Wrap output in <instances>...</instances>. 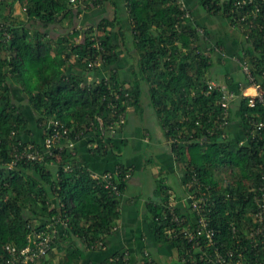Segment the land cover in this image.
Here are the masks:
<instances>
[{
  "label": "trees",
  "instance_id": "obj_1",
  "mask_svg": "<svg viewBox=\"0 0 264 264\" xmlns=\"http://www.w3.org/2000/svg\"><path fill=\"white\" fill-rule=\"evenodd\" d=\"M75 1L0 0V22L7 28L0 29V264H5L6 245L25 248L30 235L45 229L54 228L59 233L53 249L61 244L70 247L68 258L60 264H79L85 250L104 251L103 247H93L100 242L106 246L118 226L120 200L134 168L121 164L113 172L119 191L114 196L93 179L91 171L78 159L77 148L42 163L20 162L12 168L9 165L19 143L22 148L43 144L45 136L41 142L31 139L32 122L42 129L50 120L74 126V135L88 127L98 144L90 152L118 157L128 144L123 137L128 117L116 136L108 140L102 138L98 117L109 123L116 109L128 113L133 107L138 112L144 86L168 149L183 171L181 182L187 198L199 185L202 189L209 187L217 204L209 213V223L217 231L216 244L223 251L235 252L238 237L234 238L228 225L234 222L241 231L254 228V194L250 188L264 183V149L247 135L253 130L250 119L256 116V120H264V107L259 104L251 108L248 98L237 99L228 109V125L217 128L223 123L224 108L219 103L223 92L208 89L213 67L210 54L216 45H211L209 32L196 23L191 10V17H184L178 0H124L129 33L116 12L113 19L103 18L88 25L80 42L75 39L76 31L56 41L46 39L41 29L45 31L63 19L72 24L79 20L83 9H74ZM84 1H91L90 8H97L111 0ZM236 1L196 0L199 8L225 18L243 32L242 59L264 89V18L260 14L257 27H239L236 18L242 13L236 11ZM18 3L26 8L25 24L21 26L13 15ZM256 4L264 13V1L256 0ZM247 9L252 11L255 6L251 4ZM201 29L203 33L199 32ZM245 34L249 37L245 38ZM96 43L104 48L101 53ZM132 48L137 62L123 76L122 56L127 49L131 53ZM98 54H102L104 65L90 69L89 63ZM103 73L107 74V81L87 84L89 74L103 77ZM13 82L23 87L22 93H13L17 88ZM116 93L120 94L118 100ZM234 127L241 130L240 137L233 132ZM204 135L208 138L202 141ZM246 136L248 142L241 145ZM67 165L72 166L71 171L65 170ZM222 169L232 172L233 180L227 185L219 176ZM157 188L164 197L160 203H150L147 212L148 230L160 255L155 259L152 253L143 254L144 264H161V257L176 258V264H206L200 255H195L194 262L189 260L194 242H189L184 230L193 219V209L171 205L170 187L163 181ZM219 188L221 191H217ZM196 194L201 196L200 190ZM173 215L184 218V223L174 222ZM54 217L68 222L55 225ZM246 243L248 240L244 239L242 244ZM207 250L212 252L211 248ZM101 264H129V260L121 252Z\"/></svg>",
  "mask_w": 264,
  "mask_h": 264
},
{
  "label": "crops",
  "instance_id": "obj_2",
  "mask_svg": "<svg viewBox=\"0 0 264 264\" xmlns=\"http://www.w3.org/2000/svg\"><path fill=\"white\" fill-rule=\"evenodd\" d=\"M183 2L186 8L192 11L196 23L201 25L200 27L203 30L205 29L209 32L211 45H216L215 47H220L221 49L220 53L214 48L210 54L213 67L209 82H215L219 86L231 89L239 94L244 92L255 93V89L252 86H248L239 63L243 58V34L241 36L239 30L231 26L225 18L214 16L199 8L196 0H183ZM21 7L22 5L18 3L14 8L13 15L16 19L18 15H22ZM116 12L121 17L122 27L129 33L128 13L126 12L124 0H111L97 8L88 7L87 9H83L79 20H75L74 24L69 19H63L61 23L45 31L41 29V31L44 32L46 39H51L52 41H56L68 33L73 34L76 31L78 35L75 39L77 42H80L84 37V28L95 24L103 18L113 19ZM210 48L213 47L211 46ZM1 52L0 50V54L3 55V52ZM135 56L137 57V54ZM120 67L122 75L127 76V70L122 64ZM15 86L17 88H15L13 93H22L21 89L23 87L20 88L18 84H15ZM31 129L33 132L31 139L41 142L43 136H45L44 127L42 129L41 125L40 128L36 127L35 123L32 122ZM233 130L239 137L242 135L239 127L238 129L234 127ZM123 137L128 139V144L123 148L118 157L113 154H108L107 156L93 155L89 148V145H92L94 142L93 134L87 135L77 143L78 159L85 164L92 174H101L108 171L114 172L121 164L134 168V173L129 177L126 191L120 200V221L112 232V235L107 239V245L103 247L104 251L85 250L79 264H101L109 256L121 252L126 253L129 264H142L143 261L140 262L141 255L148 252L154 254L155 259H159L160 253L155 248V241L148 230L149 218L147 207L150 203H160L164 197L156 190L160 181H163V184L170 187L169 194H171V198L169 203L171 205L182 208L187 206L186 188L183 186L182 192H180V189L175 190L171 184L176 175L181 179L183 171L178 167L170 150L165 146H159L157 143L153 147H146L145 144H150L152 137L149 130L141 129L140 126L135 127L128 124ZM165 143L160 142L159 144L166 145L167 143ZM149 151L153 153L157 162L150 179L152 187L144 191L142 189L145 185L143 173L153 164V158L150 160L148 155ZM153 183H156V187H154ZM148 191H150L149 195H147ZM69 251L70 247L67 244L58 245L55 247L53 254L49 255L42 264H60L68 258Z\"/></svg>",
  "mask_w": 264,
  "mask_h": 264
},
{
  "label": "built area",
  "instance_id": "obj_3",
  "mask_svg": "<svg viewBox=\"0 0 264 264\" xmlns=\"http://www.w3.org/2000/svg\"><path fill=\"white\" fill-rule=\"evenodd\" d=\"M264 1V0H262ZM91 1H89L90 3ZM178 3L181 5L182 10L184 11V17H191L190 11L186 8L183 0H178ZM86 5L84 0H76L73 8L78 9ZM255 6V9L250 11L247 9L249 5ZM236 11H240L241 16L237 17V23L239 27L244 25H249L250 27H257V19L262 14L264 18V13H261V8L256 4V0H237L234 4ZM23 10H26L24 8ZM80 16V15H79ZM252 18V21L249 20ZM5 28L0 22V29ZM237 28V27H235ZM84 28V30H86ZM238 29V28H237ZM200 33H203V30H199ZM243 34V32L240 30ZM7 37H10L8 32H5ZM249 35L245 34V38H248ZM95 47L101 53L103 47L100 43H96ZM217 52H220V47H214ZM209 51V50H208ZM208 54L207 52H205ZM105 63V60L102 54L95 55V58L89 63L88 67L90 69H99ZM242 72L244 73L246 80L251 84L255 89V93H235L230 91L228 88L219 86L215 82H210L208 85L209 90L220 89L223 93L222 99L219 102L224 108L223 123L217 125L218 129L224 128L228 125V109L233 101L240 98H248L249 106L255 108L257 105H262L264 107V89L260 82L257 81L254 76L250 65L247 62L241 59L239 61ZM103 77L94 76L89 74L87 76V84H99L104 79L108 80L107 74L103 73ZM120 94H115V99L118 100ZM113 106V105H112ZM115 108V107H114ZM248 115H246L247 117ZM127 113L119 112L117 109L112 114V119L109 123L104 122L101 117H98L99 124L102 128V138L107 139L109 137H114L117 134V131L123 127L126 123ZM91 125H95L94 122ZM250 125L253 130L248 131L252 141H255L256 144H260L262 149H264V120H256V116L250 119ZM44 127V126H43ZM95 128V127H94ZM45 140L41 145L28 144L22 148V144L19 143L13 153L14 160L9 165L10 168L17 166L20 162H45L47 158H54L58 156L65 150H75L77 148V143L81 141L84 137L89 134H93V130L88 127L80 133H75L74 135V126L69 127L66 123L61 120H50L45 123ZM86 131H88L86 133ZM211 134V133H210ZM94 135V134H93ZM208 137L203 136L202 141H205ZM248 142V136L241 142V145ZM98 144L94 141L92 145H89V148H96ZM66 171H71L72 166L67 165L65 168ZM117 173V172H116ZM262 180H264V169L261 172ZM92 177L99 185L103 186L105 189L110 191L111 195H119L116 178L113 172H104L101 174H92ZM248 185H251L247 182ZM190 183L187 185L189 188ZM202 186L199 185V189L189 194V197L186 199L187 206H191L194 213L193 219L190 220V224L186 228L185 235L189 237V242H194L192 248L194 253L189 256L191 262L195 261L196 256L200 255V260L205 261L206 264H264V183L259 187L250 188V192L253 193V206L255 208V213L253 215L254 228L252 230L241 231L234 222H230L228 227L229 230L233 233L234 238L238 237L236 240V247L234 251H223L221 247L216 244V235L217 231L211 227L209 223V213L212 208L216 206V199H212L213 194L210 193L209 187L202 189ZM201 192V196L196 194L197 191ZM217 191H221L219 188ZM229 197V194L226 196ZM190 208V207H189ZM172 220L177 224L184 223L185 219L179 216L173 215ZM67 220H63L60 217L53 218V224L61 225L67 223ZM51 224V225H53ZM51 225L48 226L51 227ZM191 227H195L194 230ZM115 230V229H114ZM170 233H172L170 231ZM58 231L54 228L53 230L45 229L42 231H36L29 236V245L25 248L19 249L16 246L8 244L5 246V264H39L40 262L47 259L50 255V252L53 250L55 240L59 238ZM247 239L248 243L245 245L242 244L243 240ZM104 247L102 242L95 245L93 248ZM207 248H211L212 252H208ZM236 253V254H235ZM249 254L253 255L250 257ZM187 262V259H184Z\"/></svg>",
  "mask_w": 264,
  "mask_h": 264
},
{
  "label": "rangeland",
  "instance_id": "obj_4",
  "mask_svg": "<svg viewBox=\"0 0 264 264\" xmlns=\"http://www.w3.org/2000/svg\"><path fill=\"white\" fill-rule=\"evenodd\" d=\"M89 5H90L89 3L86 5L83 4L82 9H87L89 7ZM20 9L22 11V15L17 16V21H18L19 26H21L22 24L23 25L25 24V20H24L25 13L23 10V6ZM240 34L242 36L241 32H240ZM127 39H128L127 40V47H129V49H130L131 45H132L131 40L129 37ZM129 49H127L125 51L124 57H122L123 58L122 66L127 70L128 74H129L128 69L130 68L129 66H131V64H136V62H137V60L135 59L136 56H135V52L133 51V48L131 50V53L128 52ZM132 55H134V58ZM143 91H144V93L142 95V102L140 104L138 112H136L133 107H130L128 110V113H127L128 124L133 125L135 127L140 126L141 129L144 128V129L150 131L152 139H151L150 144H145L146 147H149V148L153 147L157 143L159 146H165L168 149L169 146L165 143L164 135L162 133L163 132L162 131V125L160 123V120L157 117L155 109L152 107L151 97H150V94L147 91V89H145V86H144ZM160 142L165 143L166 145L159 144ZM147 150H148V148H147ZM148 155H149L150 160H151V158H153V161H152L153 164L150 168H147L143 173L145 185L142 189L144 191H147L148 189H151V187H152V185H150V179L152 176V172L156 168L155 164L157 162V159L154 157V155L151 151H149ZM219 176L222 178L224 185H227L230 181L232 182V180H233L232 179V172L229 169L219 170ZM171 184H172V187L175 188V190L180 189V192H182L183 185H182L180 177H178L176 175V178H174V181L171 182ZM153 185H154V187H156V183L155 184L153 183ZM152 190H153V188H152ZM156 190L158 192V188H156ZM150 191L147 192V195L150 194L149 193ZM54 249H53V252H54ZM161 260H162L161 264H176V262H177L176 258L170 259L167 257H161ZM142 261H143V255H141V259H140V262H142Z\"/></svg>",
  "mask_w": 264,
  "mask_h": 264
}]
</instances>
